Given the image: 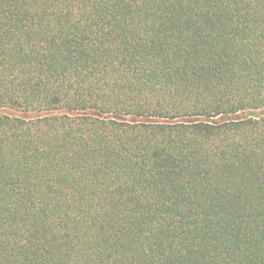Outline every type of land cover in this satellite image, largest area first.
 <instances>
[{
	"label": "trees",
	"instance_id": "16d2710c",
	"mask_svg": "<svg viewBox=\"0 0 264 264\" xmlns=\"http://www.w3.org/2000/svg\"><path fill=\"white\" fill-rule=\"evenodd\" d=\"M0 264H264V0H0Z\"/></svg>",
	"mask_w": 264,
	"mask_h": 264
}]
</instances>
